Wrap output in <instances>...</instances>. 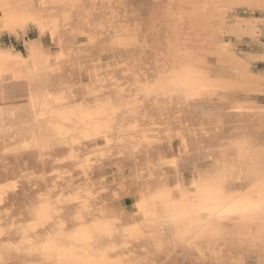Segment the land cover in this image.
<instances>
[{"label":"bare ground","instance_id":"obj_1","mask_svg":"<svg viewBox=\"0 0 264 264\" xmlns=\"http://www.w3.org/2000/svg\"><path fill=\"white\" fill-rule=\"evenodd\" d=\"M1 1L8 17H0V75L22 73L27 81L0 83V264H264V68L257 70L264 66V0H76L73 28L89 24L91 13L99 36L95 10L113 3L103 15L128 13L125 20L136 24L123 25V33L107 26L108 38L96 45L92 36L84 43L67 39L65 61L42 35H28L29 12L39 7ZM54 10L63 20L70 7L60 3ZM116 31L122 39L110 41ZM138 49L135 57L161 66L140 77L132 66L126 76L112 75L116 80L99 79L92 86L101 90L97 95L77 87L94 78L87 72L96 57L104 62L112 52ZM143 80L148 84L134 88ZM132 85L147 110L140 111L143 133L146 122L164 125L156 142H142L135 126L130 134L141 139L117 144L130 108L102 112ZM107 96L114 98L92 108L86 103ZM83 113L85 122L99 123L81 135ZM101 133L108 142L90 138ZM134 145L146 147L132 152ZM138 153L159 157L161 180L148 172L136 176L151 162L122 168ZM195 172L208 181L198 195L210 200L191 204L176 196L174 203L166 186L189 182ZM129 188L131 210L120 199Z\"/></svg>","mask_w":264,"mask_h":264},{"label":"rangeland","instance_id":"obj_2","mask_svg":"<svg viewBox=\"0 0 264 264\" xmlns=\"http://www.w3.org/2000/svg\"><path fill=\"white\" fill-rule=\"evenodd\" d=\"M31 1V3L33 2L32 0H30ZM101 1H105V0H101ZM106 1H108V0H106ZM111 5V6H110ZM109 6H105V7H100V9L99 8H97V11L95 10V12L98 14V20L96 21V24H95V26H94V28H96V29H104V28H107V26H114V27H118V28H122V33L123 32H125L124 30L125 29H127L128 27H131V26H133V24H136V22L134 21H129V20H125L126 19V17H128L129 16V14L128 13H125V15L124 14H122L123 15V17L120 15V16H118V17H120L119 19H118V17H116L115 19H112V20H114V21H112L111 19L109 20V16H105V14L103 15V13L105 12V11H107L108 9H112L113 7H115L116 5H115V3H113V4H110ZM35 7H39L38 9H40L39 11H43V9L44 10H46V7H47V4L46 3H42V1H39L38 3H37V6L35 5ZM45 7V8H44ZM108 7V8H107ZM101 8L103 9V11L101 10ZM106 8V9H105ZM42 9V10H41ZM121 9V8H120ZM119 9V10H120ZM124 9V10H123ZM126 8L125 7H123L121 10L122 11H124V12H126V10H125ZM105 10V11H104ZM120 10V11H121ZM62 13H65V9H61V10H59V14H62ZM126 14H128L127 16H126ZM104 17V18H103ZM125 17V18H124ZM107 18V20H109L110 22H106L107 20H105ZM102 20L104 21V22H106V23H104V22H102ZM117 22V23H116ZM112 25H111V24ZM102 25V26H101ZM116 25H118V26H116ZM126 27H124V26ZM127 25V26H126ZM101 26V27H100ZM120 26V27H119ZM125 28V29H124ZM119 31V30H118ZM118 31H116L115 32V35L114 36H112L111 38H110V41H115V40H119V39H122L121 37H119V35H121L120 34V32H118ZM118 34V35H117ZM132 35L134 34V33H131ZM39 35H41V34H39ZM117 35V36H116ZM129 35V34H128ZM31 37H34L33 35L31 36ZM259 41L261 42V43H263V46H264V36H260L259 37ZM5 44H7V43H9V40H7V39H5L4 41H3ZM83 46V45H82ZM19 48V47H18ZM81 48V47H80ZM243 49H241V50H243V51H247V45L246 44H243V47H242ZM113 48H111L110 50H112ZM106 53H108V52H106ZM111 53V52H110ZM136 53H142V50H140V49H138V50H136V51H131V52H129V51H126V52H119V53H111V59H108V60H106V61H104V62H102V60H100V58L99 57H96L94 60H92V64H95V67L94 68H92V69H89L88 70V72H87V75L89 76V75H91V76H94V78L90 81V82H87V83H84V84H79L77 87H79V89L81 88V87H88V89H90V90H93V92H94V89H93V84L95 85V83H99L100 81H99V79L101 80L102 78L104 79H109V78H111L112 77V75L114 76V75H116V74H118V75H122V76H126V75H128V74H130L131 72H132V70L134 69L133 67H136V68H138L139 67V69H141L140 70V72H134V74H133V76L134 77H137V76H141V75H143V69H150L151 67H153V66H158V67H160L157 63H155V62H148V61H146L145 60V58L141 55V56H139V57H135L134 55H136ZM55 60V58L53 59V61ZM129 65H128V64ZM161 64V63H160ZM98 65H99V67H98ZM100 65H101V67H100ZM125 65H127V66H125ZM131 65V66H130ZM130 66V67H129ZM133 66V67H132ZM127 69H125V68ZM104 70H103V69ZM123 70H122V69ZM133 68V69H132ZM263 68H264V66L263 65H258V67H257V70L258 71H261V70H263ZM106 69V70H105ZM115 70V71H114ZM105 73H104V72ZM109 71V72H108ZM125 71V72H124ZM129 71V72H128ZM100 72H103L101 75H100ZM99 74V76H97ZM107 74V75H106ZM103 75V76H102ZM111 75V76H110ZM146 75V74H145ZM113 78V77H112ZM114 80H116V78H113ZM114 80H111L112 82H114ZM123 82V79L122 80H120V81H116V84L118 83H122ZM166 82L167 83H170L171 81H170V79L169 80H166ZM142 85V86H145V85H147L148 84V81L147 80H143L142 82H140V83H137L136 85H135V87H134V85H132L129 89H127V96L126 97H124L123 99L122 98H120L121 100H119V102L118 103H113V104H111L110 106H106L104 109L105 110H103V108H102V112H103V114H105L106 115V113H110V111L112 112L113 110H115L116 108H118V107H124L123 109H129V110H127V111H130V112H126L127 114H131V115H129L128 117H125L123 120H122V125L125 127V126H127V127H123L124 129H128L126 132L128 133V135H127V133L126 132H124L125 134H123V133H121V131L122 130H119V132H118V135H119V138H117V144H121L122 143V141L123 142H126L128 139H130V141H132L133 139L136 141V139H141L142 138V140H144V141H142V142H146L147 144H149V143H151V142H156L157 140H155V139H157V138H155L154 136L157 134H159L160 132H156V131H158V129H159V131H161V129L162 128H164V125H162V123L161 122H159V120H157V121H155V122H157L158 123V126L156 125L157 123H154L153 121L151 122V123H145L146 125H150V129L148 130V132L146 131V135L144 134L145 132L144 131H142V130H144V128L146 127L142 122H144V117H143V115L141 116V114L143 113H145V112H143L145 109H143V108H141V105H143L144 104V101H143V99L142 98H139V96H138V98H136L137 96H135V95H133L132 94V92H135L136 91V89H137V87H142V86H140V85ZM116 87V86H115ZM133 87L134 88H136V89H133ZM112 88L113 89H121L122 91L124 90V88L122 89V88H119V87H116V88H114V86H112ZM126 90V89H125ZM124 90V92L126 93V91ZM129 90V91H128ZM132 90V91H131ZM97 91V92H96ZM96 91L93 93L94 95H97L101 90L100 89H96ZM130 92V93H129ZM135 96V97H134ZM113 98L114 97H112V96H107V97H104V98H99V99H97L96 101H91V102H86L87 103V105L90 107V108H92V107H94V106H98V105H100L101 104V102H102V100L101 99H112L113 100ZM54 99H56V97H54ZM136 100V101H135ZM264 96L261 98V100H260V103H262V104H264ZM118 101V100H117ZM133 101H135V103L133 102ZM143 103H142V102ZM134 103L133 105H131L132 103ZM137 102V103H136ZM100 103V104H99ZM141 103V104H140ZM135 104H137V106H134ZM74 106V105H73ZM73 106H67V107H63L62 109H57V113H58V115L59 116H61V112H63V110L64 109H67V110H69V109H72V107ZM129 106V108H127ZM131 106V107H130ZM114 107H116V108H114ZM132 107H136V108H133V110H132ZM111 108H113L112 110H110ZM141 108V109H140ZM136 109V110H135ZM84 110H85V112H89L90 110H88L87 108H86V105L84 106ZM108 112H107V111ZM110 110V111H109ZM132 110V111H131ZM142 113H141V112ZM138 112H140V116H139V113ZM133 114V115H132ZM138 114V115H137ZM81 117H83V119L80 121V124H82L81 126L83 127V129L81 130L82 132H81V135L82 134H84V133H86L87 132V129L88 128H90V129H92V128H94V127H96L97 125H98V123L99 122H97V121H95V122H85V119L86 118H88L89 117V115H87V114H85V113H83V114H81L80 115ZM88 116V117H87ZM84 117H86V118H84ZM140 119V121L138 120V119ZM143 118V119H142ZM123 122H124V124H123ZM141 122V123H140ZM125 123H127V125L125 124ZM161 123V124H160ZM130 124H132V125H130ZM140 125V126H139ZM135 126H138L139 127V132L137 131L138 130V127H135ZM155 126H157V128L155 127ZM163 126V127H162ZM153 127V128H152ZM154 128H155V130H154ZM122 129V128H121ZM142 129V130H141ZM133 130H135V131H137L138 133H140L141 134V136H143V137H141V136H139V134L136 132L135 134H130V133H132V131ZM131 131V132H130ZM141 131V132H140ZM149 131H151L152 133H149ZM144 132V133H143ZM149 133V134H148ZM123 136H122V135ZM130 134V135H129ZM143 134V135H142ZM121 135V136H120ZM125 135V136H124ZM135 135H138L137 137L135 136ZM148 135V136H147ZM87 136H89V135H87ZM126 136H128V137H126ZM136 138H135V137ZM153 136V137H152ZM96 137H101L102 138V140H103V142H108V140H109V138H108V136H106V134L104 133H101V134H98V135H94V136H91L90 138H93V139H95ZM125 137V138H124ZM141 137V138H140ZM147 137V138H146ZM124 138V139H123ZM126 138H127V140H126ZM152 138V139H151ZM154 138V139H153ZM151 141V142H150ZM137 147L138 148H136V145H134V146H131L130 147V151L132 150V152L134 151H136V152H138V151H141L140 150V148L142 149H144L146 146H144V147H142V146H138L137 145ZM140 147V148H139ZM129 148H127V149H122V150H128ZM137 149H139V150H137ZM102 152H105V151H101L100 152V154H102ZM107 152V151H106ZM106 152L105 153H103V154H106ZM122 153V152H121ZM150 155V154H149ZM148 155V153H147V155L145 154V155H141V154H135L133 157H134V159L132 160V162H128V163H122V168L124 169L125 167H127L128 165H131L130 163H136V162H138V161H143V162H151L149 165H151V166H147V168L144 170V169H140L139 171H138V173H137V177H140V175H142V174H145L146 172H148L147 174L148 175H151L153 178H156V179H158V180H161L164 176H163V173H164V171L161 169V167H158L157 169H155L156 167H155V164H157L158 163V156H149ZM155 157V158H154ZM152 160V161H151ZM154 163V164H153ZM120 165H113L112 167H111V169L112 168H117V169H119L120 167H119ZM141 167V165L139 164L138 165V168H140ZM151 169H150V168ZM154 167V168H153ZM122 168L120 169L121 171H122ZM148 168L150 169L149 171H148ZM153 169H155V172L153 171ZM143 170V171H142ZM160 173V174H159ZM202 174V172H195L194 174H192L191 175V177H190V180H189V182H180V183H178V185L176 186V185H173V187H172V190H170V188H169V186L167 185L166 186V189H167V195L168 196H171V197H173V202L174 203H176L177 202V198H176V196L178 197V198H180V197H183L184 196V198H190V203L192 204V202H198V201H200V203L202 204V202H207V201H209L210 200V198L208 197H201V196H199L198 195V193L199 192H205V191H207L208 190V188H207V185H208V181L206 180V179H204V178H202L201 175ZM199 175V176H198ZM123 177V176H122ZM199 178V179H198ZM198 180H200L201 181V183H200V181H198ZM200 183V184H199ZM201 185V186H200ZM205 185V186H204ZM202 187H205V188H202ZM194 192V193H193ZM185 193V194H184ZM195 197H197V198H195ZM194 198V199H193ZM132 200H129V201H126V207L129 209V210H131V206H132ZM195 205H197V204H195Z\"/></svg>","mask_w":264,"mask_h":264},{"label":"flooded vegetation","instance_id":"obj_3","mask_svg":"<svg viewBox=\"0 0 264 264\" xmlns=\"http://www.w3.org/2000/svg\"><path fill=\"white\" fill-rule=\"evenodd\" d=\"M32 1L36 6L39 1H42V3L47 4V7L46 10L43 11H39L40 9L33 8L29 12V18L26 21L28 26L27 28L28 35L31 37L32 35L36 36L37 34H41L45 44L50 47L51 51L58 52L59 49L60 51H62L64 55L62 56L63 61H65L66 59V54H65L66 51L64 47L67 39L74 38L76 43H84L89 39L90 36H92V40H93L92 45H96L98 42L102 41L103 39L108 38L109 34L107 35L105 34L107 33L105 29H101L99 31L100 35L97 36L96 34L97 31L91 28L90 26V21L92 22L91 13H87L89 17L88 18L89 24L85 23L83 27H79L78 29L73 28L75 10H76L74 4L76 0H32ZM60 3H67L68 8L70 7V11L66 14L63 20L58 19L57 11L54 10L55 8L56 9L58 8V5H60ZM0 8L3 11L6 10V7L4 5L2 6V1L0 2ZM1 9H0V17L3 15V17L5 16V18H7L8 15H6V13L4 15ZM106 46L107 45H105V47ZM118 49H120V47H118ZM7 79H9L10 81L13 80L11 83L13 84V86H18L27 81V78L24 77L22 73H19L17 76L14 77H12L9 74L0 75V83L6 81ZM83 81H86V79L83 78ZM95 140L94 141L98 144L102 143L101 138H97ZM171 146L173 147V150L176 151V148L178 146V140L173 139L171 141ZM106 170L107 172H109L108 169ZM187 179L188 177H186V180ZM134 193L135 192L133 188H129L122 193L120 199L124 206H126V201L129 200L134 201V195H135Z\"/></svg>","mask_w":264,"mask_h":264}]
</instances>
